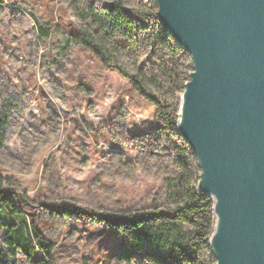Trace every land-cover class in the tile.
Wrapping results in <instances>:
<instances>
[{"label":"rangeland","instance_id":"rangeland-1","mask_svg":"<svg viewBox=\"0 0 264 264\" xmlns=\"http://www.w3.org/2000/svg\"><path fill=\"white\" fill-rule=\"evenodd\" d=\"M77 1L112 0H0V174L55 242L56 264H142L115 254L107 221L151 206L175 172L165 147L175 153L181 141L159 132L155 106L131 80L90 48L66 42L83 24ZM126 6L138 14L151 8L149 0ZM35 19L52 27L50 37L40 36ZM135 53L123 56L128 70L144 57ZM158 55L171 58L165 49ZM177 56L190 78L191 54L183 47Z\"/></svg>","mask_w":264,"mask_h":264},{"label":"water","instance_id":"water-1","mask_svg":"<svg viewBox=\"0 0 264 264\" xmlns=\"http://www.w3.org/2000/svg\"><path fill=\"white\" fill-rule=\"evenodd\" d=\"M190 54L177 130L216 219V264H264V0H155Z\"/></svg>","mask_w":264,"mask_h":264},{"label":"trees","instance_id":"trees-1","mask_svg":"<svg viewBox=\"0 0 264 264\" xmlns=\"http://www.w3.org/2000/svg\"><path fill=\"white\" fill-rule=\"evenodd\" d=\"M126 1L101 5L77 1L83 24H76L65 40L90 48L105 67L131 80L155 106L159 132L173 133L181 143L175 145V153L165 147L167 164L175 172L164 179L162 194L156 195L151 206L141 208L142 215L107 221L110 234L118 239L115 254L139 259L142 264H216L213 256L204 257L216 222L213 201L199 190L197 159L177 131L181 95L189 80L184 79L177 56L183 47L159 23L154 0H149L150 11L140 14L129 10ZM35 22L40 36L50 37L52 27L38 19ZM163 49L170 59L159 57ZM128 50L144 54L142 59L135 56L138 61L130 70L123 62ZM20 196L15 183L0 174V264H56L55 242L48 238L45 227L20 209Z\"/></svg>","mask_w":264,"mask_h":264}]
</instances>
